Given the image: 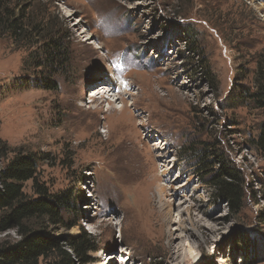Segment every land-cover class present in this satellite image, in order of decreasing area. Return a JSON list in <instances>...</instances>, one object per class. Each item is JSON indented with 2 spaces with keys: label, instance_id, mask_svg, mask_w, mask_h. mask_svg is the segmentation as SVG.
Instances as JSON below:
<instances>
[{
  "label": "rangeland",
  "instance_id": "1",
  "mask_svg": "<svg viewBox=\"0 0 264 264\" xmlns=\"http://www.w3.org/2000/svg\"><path fill=\"white\" fill-rule=\"evenodd\" d=\"M14 1L68 51L48 89L25 66L40 44L0 38V175L32 157L23 200L71 197L35 228L55 241L40 264L64 248L73 264H264V109L233 100L256 89L264 0ZM224 167L236 207L212 185ZM13 225L0 239L22 238ZM82 228L94 250L78 256Z\"/></svg>",
  "mask_w": 264,
  "mask_h": 264
},
{
  "label": "trees",
  "instance_id": "2",
  "mask_svg": "<svg viewBox=\"0 0 264 264\" xmlns=\"http://www.w3.org/2000/svg\"><path fill=\"white\" fill-rule=\"evenodd\" d=\"M19 2L14 0H0V38L10 36L16 44L31 47L40 44L41 51L36 55L33 51L25 61V66L41 68L45 74L41 79H34L35 85L44 88H54L56 82L52 75L57 73L66 64L68 51L64 36L60 29L54 32L50 25L44 27L45 20L39 22L31 20L30 16L18 11ZM29 79L21 84L30 83ZM256 89L243 86L239 94L233 99L235 103L253 104L264 109V63H259L255 75ZM33 84V83H31ZM256 146L264 152V120L261 123ZM37 169L36 160L28 156H18L4 169L0 175V226H6L13 221V226L19 228L22 238L19 240L0 239V264H40V258H45L47 250L55 243L45 239V230L35 228L42 226L40 220L48 215L51 218L60 217L61 211L70 210L71 197L67 194H53L50 198L39 197L24 201L22 185L19 181L35 180ZM228 167L223 172L216 173L212 178V185L218 191L221 199H226L232 207L240 202L239 193L234 184L225 182L224 173H230ZM232 176H235V174ZM37 192L46 194L40 183L35 184ZM8 213H4L5 211ZM92 235L82 228L81 234L70 242L69 247L74 255L84 256L94 250L91 243ZM247 249L248 243L245 244ZM47 258V257H46ZM46 260V259H45ZM45 264H73L69 251L60 250L55 259Z\"/></svg>",
  "mask_w": 264,
  "mask_h": 264
},
{
  "label": "bare ground",
  "instance_id": "3",
  "mask_svg": "<svg viewBox=\"0 0 264 264\" xmlns=\"http://www.w3.org/2000/svg\"><path fill=\"white\" fill-rule=\"evenodd\" d=\"M128 88V86H121L120 87V91H119V93L121 94V91H123V90H125V89H127ZM117 90H119V89H117ZM116 89H115V87L113 88V89H107L105 92H104V94H109V93H111V91H113V93L115 92V91H117ZM123 94V93H122ZM104 96V95H103ZM115 109V108H114ZM115 111L116 112H118V113H122L123 112V109H120V110H118V109H115ZM165 172H167L166 170H164ZM164 192H166V187H162L161 188ZM191 233H194V232H189V233H187V234H191ZM183 238V237H182ZM125 258V257H124ZM124 260H126V259H121V263H123V261ZM130 260V259H129Z\"/></svg>",
  "mask_w": 264,
  "mask_h": 264
}]
</instances>
